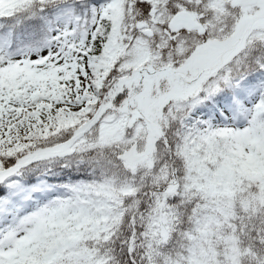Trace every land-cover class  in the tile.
<instances>
[{"label":"snow or ice","instance_id":"6c2138e0","mask_svg":"<svg viewBox=\"0 0 264 264\" xmlns=\"http://www.w3.org/2000/svg\"><path fill=\"white\" fill-rule=\"evenodd\" d=\"M0 264H264V0H0Z\"/></svg>","mask_w":264,"mask_h":264}]
</instances>
